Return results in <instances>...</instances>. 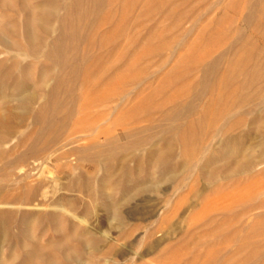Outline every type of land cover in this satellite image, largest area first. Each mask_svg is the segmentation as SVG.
Returning <instances> with one entry per match:
<instances>
[{
    "label": "rangeland",
    "instance_id": "1",
    "mask_svg": "<svg viewBox=\"0 0 264 264\" xmlns=\"http://www.w3.org/2000/svg\"><path fill=\"white\" fill-rule=\"evenodd\" d=\"M40 1L27 0L31 5ZM131 1L132 3H130ZM149 1L151 3L152 0H101V10L99 9L97 11L98 14L96 13L95 17L91 18H96L92 20V23L96 22L97 25L88 23L86 29L89 31L88 35L90 36L86 40L87 43L81 41V44L79 43V46H77L79 50H77V54L78 52L79 54L84 53V51L87 52L85 54L90 52L91 64L95 69L100 67L104 70V67L107 68L119 64L126 65L125 67L131 66L129 68L135 66V68L138 67L137 69H139L140 67L142 72L140 69H134L136 71L135 77L137 78L135 84L130 82V78L133 75L129 76V74H132V70L125 71L126 73L121 74L116 80L117 82L115 81L116 83L113 82L112 85H108L106 90L101 88L104 91L99 89L100 94L96 90L92 93L94 96L91 94L92 96L89 97L95 98V95H97V98L100 96L104 98L119 91H121V94L122 91L124 95L127 94L123 101L121 114H117L121 118H119V121L124 126L122 129L118 127L115 130V134H118L120 138L122 137L119 144H125L126 140L123 138V134L127 132L126 130L130 126L127 124L133 123L131 126L136 128V137L143 139L144 142L136 149L132 148L120 153L118 159L114 161L115 164L111 163L109 165L107 162L102 161L101 158L97 159L96 163L89 159L84 160L81 156L82 152L87 150L90 155L98 152L101 148L100 142L103 136L100 135L96 138V134L92 131L88 132L89 134L77 132L80 129L84 130L87 128L90 123L93 124L92 121L94 119L96 123L92 125L93 128L108 118L110 120L107 125L108 132H114L112 120L118 117L116 114H111L108 110L114 103H109L110 105L108 104L107 108L102 105L99 106L100 104L92 105L89 102L83 107L77 118L69 121L71 124L68 123L63 135V141L67 140L68 144L66 143L63 146V141H61L58 144L59 146L56 145L54 148L48 149L50 152L52 149L62 146L59 152H56L57 161L49 157V154L46 156L49 153L48 151L44 153L46 155L42 154L43 157L42 155L39 156L36 162L29 160L26 164L27 169L31 170L29 181L26 180L27 183L26 181H23L24 183L18 182L15 186L14 181H18L15 178L18 174L17 164L10 167V169L8 168V170L5 169L6 171L1 169L2 165L7 160L6 156L14 154L11 155V157H14L25 150V134L29 130L33 132L35 128H32L28 118H25L20 125L18 124L19 121L16 120L17 118L13 119L11 136L15 137L16 140L11 139L10 143L0 146L2 152L6 150L3 153L4 156H0V183L11 187L13 185L15 189L10 187L11 191L7 192V194H2V196L4 195L3 197L5 198L10 197V195L18 196L21 194V189L25 184L33 186L37 180H44L45 188L42 196L38 195L36 200L26 207L0 204V211L12 212L4 227L5 230L0 225V264H46L43 260L32 258L33 250L38 248L43 249V252L58 264H264V163L229 179L223 178L227 173V166L224 161L231 158L235 159L234 162L236 160L240 162L248 155L250 157L251 155L256 156L259 153H264V146L260 145L259 147L258 145V133H251L249 136H245L248 130L250 131L251 129L249 125L253 118L261 117L264 119V106L260 100L250 102V104L241 107L243 110L238 108L235 111L237 117L239 119L241 117L242 120L240 119L241 125L232 129V134L245 137L244 148L241 151L236 150L231 152V154L224 155L223 162L219 161L213 164L214 162L205 159L207 154L212 153L214 150H219L216 145L217 139H213H215V133L219 128L220 122L218 124L215 123L216 125L214 123L210 125L211 128L207 130L203 139L204 143L202 142V145L198 146L197 152L199 154L196 153L191 156L189 166L183 169L179 168L173 174L163 168L160 169V172L158 170L157 172L156 166L151 163L153 159L151 156L155 150H161L162 148L175 149L176 153L178 150L175 145L171 142H167V144L161 138L155 142V138H153L155 130H144L148 127L151 120L157 118V113L155 111L152 112V110L155 108L160 111L164 110L171 101L176 102L175 99L181 100L183 98L180 92L182 93L186 81L179 80L183 76V72H187V68L197 61L206 62L224 51L232 41L233 30L239 29V26H241L240 29H243L242 23L239 21L242 14L239 3L243 1L248 4L250 1L252 3V0H237L238 3H235V0H157V2L153 0L152 3L155 4L151 3V6ZM232 2L234 3L232 4ZM224 3L226 7H224ZM4 12L6 10L0 9V13ZM209 24L212 25L210 26ZM227 24L230 25L229 28ZM89 28L92 33H90ZM204 34L205 36L209 35L208 38L210 37V40L207 37L206 39ZM244 34L249 35L250 31L245 29ZM202 35L204 40L201 39L203 38ZM132 36L134 38L136 36V39ZM133 39L134 41L138 39V42H134ZM147 39L149 40L147 41ZM221 39L223 43L219 41ZM132 45L135 46L133 47ZM255 45L261 47L263 44L256 41ZM81 49L84 50L81 52ZM129 49H131V52ZM155 52L156 55L154 54ZM91 53L93 54L92 56ZM125 56L126 58L127 56L129 57L125 60ZM25 61L26 64H31V66H24V69L29 71L31 77L35 79L39 73L38 67L35 66L32 58H26ZM121 61L122 63H120ZM128 61L130 63H127ZM43 64L45 66L49 65L46 62H43ZM173 67H175L176 71L182 72L179 73L174 70V73L170 74ZM101 69L96 71H102ZM177 73L179 74L177 75ZM83 74L81 72L83 76L87 72H83ZM168 78L169 80L167 81ZM138 80L141 82H138ZM260 86L264 88V81L260 83ZM133 90L137 91L134 92ZM3 95L0 100V112L3 114V108L6 107L8 110H14L15 117H18L19 112L16 109L21 105L20 101L17 100L20 94L17 91H5ZM149 95L153 97L150 98ZM147 96L150 100L148 102V99H145ZM164 100H167V102H164ZM151 103L156 105L154 104L153 106ZM160 104L163 105L160 106ZM133 107L134 109L131 110ZM245 108L246 110L250 108V111H255L245 116ZM241 112L242 114H240ZM223 120L224 118L222 123L225 124L226 121ZM73 125L79 126L77 130L74 129L76 132L69 128ZM260 129L264 131V125ZM195 132L191 134L192 139L197 138L198 131L195 130ZM76 136L79 138L77 141L74 140ZM84 136L89 137L82 140ZM86 139L91 140V145L86 144ZM23 141L24 143H22ZM205 142L207 143L205 144ZM21 143L23 151L19 146ZM254 147H256L257 152L255 151V154H252L251 151ZM7 150L9 153H7ZM10 150L13 153H10ZM69 155H72V158L70 157L72 164L70 159L68 160ZM175 160L177 161L176 154ZM123 163L128 166L132 175L129 174L130 177L128 176L127 179L120 180L119 173L122 166H124ZM103 166L107 171L103 170ZM108 166L112 168L108 170ZM141 167L143 168L141 169ZM213 167L217 171V175L213 181L207 182L202 178L201 170L210 171V168L213 169ZM95 168H98L97 171ZM146 168L148 173L145 172ZM162 169L163 171H161ZM105 171L107 175L110 174L112 177L107 178ZM115 171L117 174H114L116 173ZM135 173L137 175L140 173L138 176L140 179H137L138 177ZM186 173H189V176H186ZM1 174L6 176L2 177ZM246 174L248 175L246 176ZM106 179L109 181H106ZM118 179L119 181H125L123 186L109 190L107 187L100 188L101 180L106 181L105 184L108 182L109 184H107L110 185L117 182ZM75 183L78 184L76 185ZM83 184L84 186H82ZM139 186L144 187L140 188ZM84 187L86 189L83 191ZM139 189L142 193L138 191L139 193L137 194ZM133 191L136 194L132 193ZM260 191H262L263 195ZM122 196L125 197L124 201H122ZM106 198H109V201ZM56 199L58 202H55L57 201ZM73 201H75V205ZM120 201L118 211L121 214L122 222L119 224L115 219V214L118 212H116L115 206L112 204L117 205ZM55 203L58 206L52 207ZM40 204L42 205L40 206ZM66 205L67 207L70 205L67 209L69 212L63 213L60 209L64 206L66 210ZM85 206H87L89 212L86 211ZM154 206H157V208ZM111 207H114V210ZM136 207H138V210L147 208L145 210L150 211L152 216L142 221L126 218V213H132V211H135L134 209H137ZM153 207L155 208L154 210ZM84 208L85 211L83 212ZM108 210L112 211V214ZM27 213L33 217L38 214L59 213L62 217L58 219L54 227L47 223L38 226L37 220L32 218L28 229H26L27 224L25 226L26 221L23 216ZM72 232L74 237H76L71 241L75 243L69 241L68 247L75 249L77 253L80 252L77 254L76 261L64 260L62 262L63 259L59 257L58 251L52 248L51 245L57 243L68 234L72 235ZM83 239L86 241L85 243ZM78 240H81L82 245H85L81 247ZM150 246L152 249L148 252Z\"/></svg>",
    "mask_w": 264,
    "mask_h": 264
},
{
    "label": "bare ground",
    "instance_id": "2",
    "mask_svg": "<svg viewBox=\"0 0 264 264\" xmlns=\"http://www.w3.org/2000/svg\"><path fill=\"white\" fill-rule=\"evenodd\" d=\"M235 1H236L235 3H238L237 0ZM152 2L153 0L151 1V3ZM154 2H157V0H155ZM100 3H101V0H41L37 4L31 5L27 2V0H0V9L6 10V12L0 13V100L4 96L3 94L5 91H8V92L17 91L20 94V96L18 95L20 99L18 98L17 100H19L21 104L20 107L16 109L19 112V114L17 115L18 117H15L16 115L14 114L15 112L14 110L13 111L8 110L6 107L3 108V114L2 112H0V146L5 145L8 142L10 143L11 139H15V137L11 136L12 135L11 130L13 128V125H12L13 119L17 118L16 120L19 121L18 124L20 125L22 124L25 118H28V120H30L31 122L32 128H35L33 132L29 130L25 134L26 135L25 136L26 138L24 139L26 141L25 150L23 151V147H22V143H24L23 141L19 145L22 148L23 152H21V154L14 156V157H11V155H14V154H10L6 156L7 160L5 159L6 161H4L2 165L1 169L6 171L8 170V168L10 169V167L17 164L16 166H17L18 174H17V177L15 178L18 181L15 182L13 180L15 186L18 184V182L26 181L31 177V174H30L31 170L30 169L28 170L26 166L29 160H32L33 162L38 161L39 156H41L44 153H47L46 151H48L49 148H54V146L58 145L61 141L64 140L63 135H64L65 130L67 129L69 121L70 120L72 121L73 118H77V116L80 114L83 107L86 106V104L90 102V104L92 103V105L100 104L99 106L102 105L104 107H107L109 103H114L113 106H110L109 108L107 107L108 110L111 112V114H116V115L121 114V111L123 109V101L125 100L127 94H125L126 95L125 96L122 91V94H123L122 95L121 91H119L118 93H115L113 95H110L104 98L102 96L97 98L96 97L97 95H95V98L89 97L93 95L92 94L93 92H95L96 90L98 91L99 89L102 90L104 88H105L104 90H106V87L110 84L112 85L113 82L118 80L121 74H123L125 71L132 70L131 71L132 74L131 73L129 74V76L133 75V77L130 78V82L135 84V81L137 80V78L135 77L136 71L134 69H137L138 67L135 68L134 66L133 68H129L131 66L125 67L126 65L124 66L123 64H119L116 66H109L106 68L102 65L104 67V70H102L99 67L97 69H101L102 71L98 70L99 71L98 72L96 71L97 69L92 67L90 56H89L90 52L88 54H85L87 52L84 51L83 53L82 50L84 49H81L80 51L82 53L80 52L81 54H79L78 52L79 55L77 54V50H78L77 46H79L78 44L79 43L81 44V41L86 42L87 38H89L90 36L88 35L89 31H87L86 28H87L88 23H91V24L94 23V22L92 23V20H95L96 18L95 19H91V18H93V16L95 17V14L97 13V11H99V9L101 10ZM130 3H132V1ZM151 3H150V6H151ZM225 3H224L225 5L224 7H226ZM233 3L234 2H232V4ZM152 4H155V3H152ZM240 5H241L240 8H241L242 14L240 16L239 21L242 23L243 29H240L241 26H239L240 27L239 29L236 28L235 30H233L232 41L228 44L227 48L224 51L220 52L217 56L215 55L214 57H212L210 60L206 62L197 61L195 64L190 65L189 68H187L188 69L187 72H183V76H181L179 80L183 82L186 81V83L184 85L185 87L182 93L180 92V95L183 97L181 100L177 98L178 101L177 99H175L176 102L171 101L169 106H167V108L165 107L164 110L162 109L160 111V110H157L156 108L152 110V112L155 111L157 113V118L155 120H151L149 122L148 127L145 128L144 130L146 129L155 130L154 136H153V138H155V142L161 138L162 140L166 141L165 143L171 142L173 145H175L176 149L178 150V152L176 153H175V149H163L162 148L161 150H155L152 156L151 155L150 156L153 158L151 160L152 161L151 163L153 164V166L154 165L156 166L157 168L156 171L158 170L160 172V169L163 168V169H167L168 172L173 174L179 168L183 169V168L188 167L191 156L195 155L196 153L199 154L197 152L198 146L200 144L202 145V142H203L204 137L206 136L207 130L211 128L210 125L212 123L218 124V122H220L218 126L219 128L216 130V133H215V139L212 138L213 140L217 139L216 145H217V148L219 147V150H214L212 153L207 154V157H205V159L210 160L214 162L213 164H215V163H218L219 161H222L224 155L231 154V152L236 151V150L241 151L244 148L243 144L245 143L244 142L245 137L243 136L239 137V136L233 135L232 129L236 126L241 125V121H240L241 117L239 119V117H237V113L235 112L238 108L243 110L241 107H244L247 104H250V102L257 101V100H260V102L264 106V88L260 86V83L264 81V1L252 0V3L250 1V3L248 4L242 1V3H239V6ZM149 7H148V10H149ZM94 24H96V22ZM209 25L211 26L212 24H209ZM229 26L230 25H228L227 27L229 28ZM245 29L247 31H250L249 35L244 34ZM220 30L223 31V29H220ZM90 33H92L91 30H90ZM229 34L228 36H230ZM208 36H205L204 34L205 38L206 37L208 38ZM132 37L134 38V36ZM204 37L201 39L204 40ZM134 39H136V36ZM148 40L149 39H147V41ZM224 40L228 41L227 39H224ZM135 41L138 42V39ZM219 41L222 42V39ZM256 41L262 43L263 45L261 47H259V45L256 46L255 45ZM93 44L95 45V43ZM130 48L133 49L131 46ZM131 49H129L130 52H131ZM156 52L154 53L155 55H156ZM92 55L93 54L91 53V56ZM128 57L129 56H127V58ZM26 58L28 59L32 58L35 62V66H37L39 69V73L38 74L36 73L37 77L35 79L31 77V73L29 71H26L24 69V66H29V67L31 66V64H26V61H25ZM127 58L125 56V60ZM122 61L120 63H122ZM34 62L32 63L34 64ZM43 62H46L49 65L45 66ZM127 63H130V62L128 61ZM112 65H115V64H112ZM174 68L175 67L171 69L170 74H173L174 70L176 71V69ZM81 72L82 74L83 72H87V74L83 76L84 74L81 75ZM176 72H179V70H177ZM179 73H177V75ZM168 80L169 78L167 79V81ZM138 82H141V81L138 80ZM127 83L130 84L129 82ZM137 90L135 91L133 90V91L136 92ZM160 93H157V94H160ZM149 96L150 98L153 97L151 95ZM158 97H161V96H158ZM146 98L148 99L147 102L150 101L148 96L145 97V99ZM161 101L163 100L161 99ZM165 101L167 102V100H164V102ZM161 105L163 104H160V106ZM132 109H134V107L131 108V110ZM249 109L247 110L246 108L244 109L246 110L245 116L246 114H249L255 111V110L250 111ZM152 112H148V113H152ZM240 114H242V112ZM119 118L120 116L115 117L112 120L114 124L113 126L114 132H111V133L108 132L107 125L110 122V120H108L109 118L104 120L101 124L97 125L95 128H93L92 125L96 123V120L94 119L92 121L91 119L93 124L90 123L89 125H87V128H85L84 130L80 129V131L77 132V133H88L92 131L93 133L96 134V138L100 135L103 136L100 142L101 148L99 149L98 152H96L93 155L88 154L87 150L82 152L81 156L84 158V160L89 159L90 161L96 163V160L101 158L102 161L107 162L109 165L111 163L115 164L114 161L118 159V155L120 153H123L124 151L130 150L132 148L136 149L138 146H140V144L144 142L143 139L136 137V134H135L136 128L131 126L133 124L131 123V124H127L130 126L128 130H126L127 132L123 134V138L126 140V143L123 145L119 144V141L122 137L120 138L118 134H115V130L118 127H121L122 129V127L124 126V124L119 121ZM223 118L226 121L225 124L222 123ZM263 125H264L263 118L261 117L253 118L250 121V125H249L251 126V129L249 127L250 131L248 130V133L245 134V136L247 137L251 133L253 134L258 133L259 147L260 145L264 146V131H261L260 129V127ZM77 127L79 126L73 125L72 127H69V128L70 130L74 131V129L77 130ZM76 130L74 132H76ZM195 130L198 131L197 133L198 135L196 139H192L191 134H193L192 132H195ZM86 137H89V136H84L82 140H85ZM78 139L79 138L77 136L74 138V140L76 141ZM68 140H71V139H68ZM66 143L68 144L67 140L63 141L62 145L65 146ZM73 143H75V141H73ZM90 143H91V140L86 139V144L91 145ZM206 143L207 142H205V144ZM207 146H211V145H207ZM61 147L59 148L57 147V149H52L50 152L48 151L49 153H47V155L46 154L44 155L48 156L49 154V157L53 158L54 161H57L56 152H59ZM5 151L6 150H3L2 152L0 150V156L1 155L4 156L3 153H5ZM255 151H256V147H254L253 150L251 151L252 154H255ZM7 153H9L8 150H7ZM10 153H13V151L11 152L10 150ZM77 154H78V151H77ZM175 154L177 157V161L175 160ZM262 154L264 153H259L256 156L251 155L250 157L248 155L244 157L243 160L240 162H237V160L234 162L235 159H231V158L224 161V164L227 166V173L223 178L229 179L232 176H236L238 174L247 172L253 169L254 167L260 165L261 163H264V155ZM71 156L72 155L68 156V160L70 159ZM147 162L149 163V161ZM232 162L234 163L232 164ZM71 164H72V161H71ZM107 168L109 170L112 167L108 166ZM142 168L143 167H141V169ZM163 169L161 171H163ZM210 169H211L210 171H207L206 169L201 170V176L207 182L213 181L214 177L217 175V171L214 169V167L213 169L212 168ZM11 170L13 171L12 168ZM103 170H106L105 167ZM96 171L94 172L96 173ZM106 171L104 172L105 174H106ZM135 172H136V169H135ZM145 172H147V168ZM147 173H146V176H147ZM114 174H117V172ZM119 174H120V178H119L120 180L127 179L129 174L132 175L130 173V170L128 169V166H125V165L122 166ZM135 174L137 177L139 176V174L138 175L137 173ZM188 174L186 173V176H189ZM247 175L248 174H246V176ZM3 176H6V175L4 174L2 175V177ZM169 176L171 177L173 175H169ZM111 177L112 176H110V174L107 175V178H111ZM119 179L117 180V182L110 184V185H108L109 184L108 182H107L108 184L107 183L105 184V182L109 180L106 179L105 182L104 180H101L100 188L107 187L109 190L111 188L121 187L123 186V183L125 181H119ZM137 179H140V178L138 177ZM75 184L77 185L78 183H75ZM210 184L212 185V183ZM82 186H84V184ZM10 187L11 186L3 185L2 183H0V204L6 205V206H25L26 207L32 202H34L38 195L42 196L43 190L45 188V182L44 180L42 181L37 180V182L33 184V186H30L29 184H25L21 189L20 195L18 196L10 195V197L8 198L3 197L4 195L2 196V194L4 193L7 194V192L11 191V188L13 187V185L11 188ZM87 187H88V184H87ZM143 187L144 186H141L140 188H143ZM13 189L15 188L13 187ZM84 189H86V187H84L82 190L84 191ZM105 191L107 190L105 189ZM138 191H140V189L137 190V194L139 193ZM260 192L262 194V191ZM84 193L86 194V192ZM132 193H135V192L133 191ZM129 194L131 195V193ZM107 197H110V196H107ZM122 198H123L122 201H124L125 197L122 196ZM106 200L109 201V198H106ZM55 202H58V200ZM74 202L75 201H73V204ZM120 203L121 201L118 202L117 205H114L111 203L113 206H115L116 212H118L115 214V219L117 220L116 222H118L119 224L122 222L121 214H119V211H118ZM107 204H110V203H107ZM41 205L42 204H40V206ZM53 205L52 207L58 206L57 203ZM69 207L70 205H68V207L65 210L63 206V208H61L60 210L63 213H68L69 211H67V209ZM131 207L133 208V206ZM154 207L157 208V206H154ZM154 207H153V210L155 209ZM85 208H86V211L89 212L87 210V206H85ZM85 208L84 210H82L83 212L85 211ZM113 208L112 210H114ZM136 208L137 209H134L135 211H132V213L127 212L126 218H128L129 220L131 219V220H136V221H142V220L147 219L149 216H152L150 215V211L145 210L147 208L142 209V210L141 208L140 210H138V207ZM110 210L108 211L111 212L112 214V211ZM113 213L115 212L113 211ZM11 215H12V212L10 211H3V210L0 211V225L3 226V230H5L4 227L6 225L8 218ZM23 217L25 218V221H26L25 226L27 224L26 229H28V226L30 225L29 223L31 222L32 218H35L37 220L38 226L43 225L44 223H47L54 227L56 225V222L58 221V219L62 217V215L59 213H48V214H43V215L38 214V215H35V217H33L31 216V214L28 215L27 213ZM29 231H32V230H29ZM75 237L72 232V235L68 234L62 237L60 241H58L57 243H54L53 245H51L52 248H55V250L58 251L59 253L58 255H60L59 257L63 259L62 262H64V260H70V261L77 260V254L80 251L77 253L75 249L68 247L69 241H71L72 239H75ZM78 241L81 247L85 245V244L82 245L81 240H78ZM83 241L84 243L86 242L84 239ZM72 243H75V242H72ZM148 249H149L148 250L149 252L152 249L151 246ZM51 250H54V249H51ZM43 251L44 250L40 248L33 250L32 258L43 260L45 261L46 264H58L57 262L54 261V259L47 256Z\"/></svg>",
    "mask_w": 264,
    "mask_h": 264
}]
</instances>
